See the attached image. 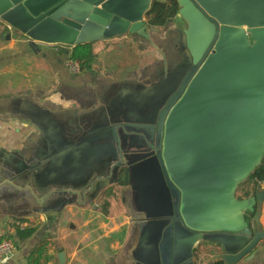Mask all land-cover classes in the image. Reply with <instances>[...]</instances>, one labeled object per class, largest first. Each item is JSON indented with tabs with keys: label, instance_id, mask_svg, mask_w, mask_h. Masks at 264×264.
I'll return each mask as SVG.
<instances>
[{
	"label": "crops",
	"instance_id": "obj_1",
	"mask_svg": "<svg viewBox=\"0 0 264 264\" xmlns=\"http://www.w3.org/2000/svg\"><path fill=\"white\" fill-rule=\"evenodd\" d=\"M173 25L117 36L113 63L96 51L92 69L74 73L66 52L0 20V239L16 242L10 264H27L45 239L47 264L53 253L61 264V252L63 264H172L176 200L153 147L160 111L193 66ZM257 211L260 225L248 221L264 230V202ZM26 228L36 230L21 239ZM197 251L188 264L221 253L206 242ZM248 257L238 264H264V240Z\"/></svg>",
	"mask_w": 264,
	"mask_h": 264
},
{
	"label": "water",
	"instance_id": "obj_2",
	"mask_svg": "<svg viewBox=\"0 0 264 264\" xmlns=\"http://www.w3.org/2000/svg\"><path fill=\"white\" fill-rule=\"evenodd\" d=\"M153 1L0 0V20L68 54L126 34L148 39ZM176 2L193 67L160 111L153 147L176 200L171 263H190L206 242L221 249L207 264H238L264 240L247 220L254 213L260 225L264 191L237 197L264 161V0Z\"/></svg>",
	"mask_w": 264,
	"mask_h": 264
},
{
	"label": "trees",
	"instance_id": "obj_3",
	"mask_svg": "<svg viewBox=\"0 0 264 264\" xmlns=\"http://www.w3.org/2000/svg\"><path fill=\"white\" fill-rule=\"evenodd\" d=\"M178 4L176 0H154L152 8L147 15V23L149 28H163L172 23L178 15ZM58 47L59 52L65 53L67 48L62 45H55ZM69 60L80 62V71H90L93 67L94 62L97 59V52L95 50L94 43L80 44L69 50ZM261 181H264V161L260 167H258L250 176V178L244 183L240 184L237 190V197L244 199L250 196L252 192H256L258 185ZM125 180L122 185H127ZM254 217V213H249ZM247 220H249L247 215ZM35 228H26L23 231H19V237L26 239L31 237ZM48 240H43L34 249L31 250L27 257V264H47L48 258L43 259V255L48 252ZM198 254L197 249L195 250L194 258ZM193 258V259H194ZM215 264H224V262H217Z\"/></svg>",
	"mask_w": 264,
	"mask_h": 264
},
{
	"label": "rangeland",
	"instance_id": "obj_4",
	"mask_svg": "<svg viewBox=\"0 0 264 264\" xmlns=\"http://www.w3.org/2000/svg\"><path fill=\"white\" fill-rule=\"evenodd\" d=\"M146 20H148V18ZM173 24L174 25H173L172 29H175L176 31H182L186 27L184 21L180 18L179 15L176 16V20L173 21ZM151 29L152 28H148V30H150L152 32ZM128 39H132L131 40L132 43L133 44L135 43V40L133 38H128ZM111 40H113V38ZM111 40L94 43L95 50L97 52L109 50V52L104 55V58L107 59L108 63H113V60H115V58L118 56L119 52L122 50V48L120 47L121 46L120 44H115L117 40H113L114 42H109ZM124 41H127V42H123L125 45L122 46L123 47L122 56L124 59L127 57V60H129L131 57V54H130V50H128V49L132 44H130L131 42L129 43L130 40H124ZM132 55H133V52H132ZM195 257H197V254ZM55 261H57V263ZM52 262H54V264H58V259H56L54 253L52 254Z\"/></svg>",
	"mask_w": 264,
	"mask_h": 264
},
{
	"label": "built area",
	"instance_id": "obj_5",
	"mask_svg": "<svg viewBox=\"0 0 264 264\" xmlns=\"http://www.w3.org/2000/svg\"><path fill=\"white\" fill-rule=\"evenodd\" d=\"M68 66L74 73L80 72V62L69 61ZM17 253L16 242L11 238L0 239V264H10Z\"/></svg>",
	"mask_w": 264,
	"mask_h": 264
}]
</instances>
